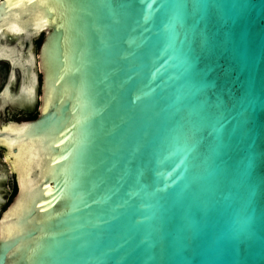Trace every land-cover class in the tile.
Instances as JSON below:
<instances>
[{"label":"water","instance_id":"1","mask_svg":"<svg viewBox=\"0 0 264 264\" xmlns=\"http://www.w3.org/2000/svg\"><path fill=\"white\" fill-rule=\"evenodd\" d=\"M4 83L0 264H264V0H0Z\"/></svg>","mask_w":264,"mask_h":264},{"label":"flooded vegetation","instance_id":"2","mask_svg":"<svg viewBox=\"0 0 264 264\" xmlns=\"http://www.w3.org/2000/svg\"><path fill=\"white\" fill-rule=\"evenodd\" d=\"M39 45V44H38ZM5 61H6V64H7V66H8V72H7V76L9 75V72H10V68H11V66H10V62L7 60V59H4ZM6 83V82H5ZM5 83L2 85V87L0 88V90L3 88V86L5 85ZM6 104L7 103H5V105L3 106V107H5L6 106ZM8 106H10L11 104H7ZM10 108V107H9ZM31 115H33V113L32 112H27L25 115H24V117H26V119H30V118H34V117H32ZM36 115H37V113H36ZM2 157H4L3 155H2ZM5 162V161H4ZM11 172V171H10ZM11 174H12V172H11ZM1 173H0V177H1ZM15 192H16V183H15V178H14V175L12 174V187H11V192L9 193V196L7 197V201H6V205H5V207L3 208V210L6 208V206L11 202V200H12V198H13V196H14V194H15ZM2 199H3V194L0 192V203L2 202ZM1 212V211H0Z\"/></svg>","mask_w":264,"mask_h":264},{"label":"trees","instance_id":"3","mask_svg":"<svg viewBox=\"0 0 264 264\" xmlns=\"http://www.w3.org/2000/svg\"><path fill=\"white\" fill-rule=\"evenodd\" d=\"M42 36L40 38L37 39L36 41V44L38 45L40 43V40H41ZM32 117H35L36 116V113H34L33 115H31Z\"/></svg>","mask_w":264,"mask_h":264}]
</instances>
